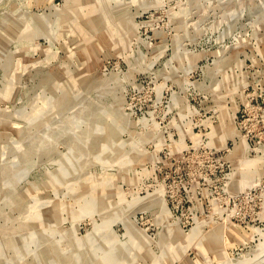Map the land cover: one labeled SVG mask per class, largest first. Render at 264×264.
I'll return each mask as SVG.
<instances>
[{"label": "rangeland", "instance_id": "obj_1", "mask_svg": "<svg viewBox=\"0 0 264 264\" xmlns=\"http://www.w3.org/2000/svg\"><path fill=\"white\" fill-rule=\"evenodd\" d=\"M73 263L264 264V0H0V264Z\"/></svg>", "mask_w": 264, "mask_h": 264}, {"label": "bare ground", "instance_id": "obj_2", "mask_svg": "<svg viewBox=\"0 0 264 264\" xmlns=\"http://www.w3.org/2000/svg\"><path fill=\"white\" fill-rule=\"evenodd\" d=\"M70 263H71V261H70ZM74 264V263H73Z\"/></svg>", "mask_w": 264, "mask_h": 264}]
</instances>
